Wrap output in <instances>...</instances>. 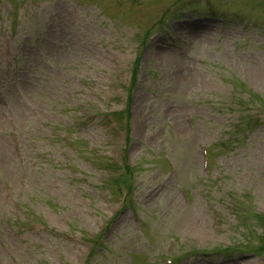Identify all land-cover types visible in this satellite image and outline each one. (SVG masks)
<instances>
[{
  "label": "rangeland",
  "instance_id": "1",
  "mask_svg": "<svg viewBox=\"0 0 264 264\" xmlns=\"http://www.w3.org/2000/svg\"><path fill=\"white\" fill-rule=\"evenodd\" d=\"M259 215L264 0H0V264H264Z\"/></svg>",
  "mask_w": 264,
  "mask_h": 264
},
{
  "label": "bare ground",
  "instance_id": "2",
  "mask_svg": "<svg viewBox=\"0 0 264 264\" xmlns=\"http://www.w3.org/2000/svg\"><path fill=\"white\" fill-rule=\"evenodd\" d=\"M190 31H192L194 34L196 33L195 30H190ZM174 61H175V60H174ZM173 64L175 65L176 63H173Z\"/></svg>",
  "mask_w": 264,
  "mask_h": 264
}]
</instances>
